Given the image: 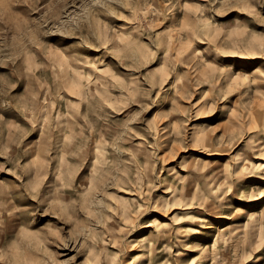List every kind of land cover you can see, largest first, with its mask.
I'll return each mask as SVG.
<instances>
[{
	"label": "rangeland",
	"instance_id": "1",
	"mask_svg": "<svg viewBox=\"0 0 264 264\" xmlns=\"http://www.w3.org/2000/svg\"><path fill=\"white\" fill-rule=\"evenodd\" d=\"M0 264H264V0H0Z\"/></svg>",
	"mask_w": 264,
	"mask_h": 264
}]
</instances>
